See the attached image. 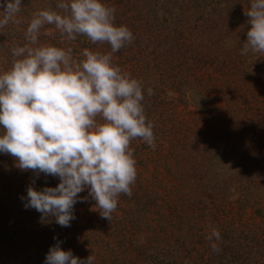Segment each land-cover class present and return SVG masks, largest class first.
Returning <instances> with one entry per match:
<instances>
[{
	"label": "clouds",
	"instance_id": "obj_1",
	"mask_svg": "<svg viewBox=\"0 0 264 264\" xmlns=\"http://www.w3.org/2000/svg\"><path fill=\"white\" fill-rule=\"evenodd\" d=\"M22 0H0V28L20 10ZM57 9L59 11H57ZM246 43L248 51L264 52V0H250ZM115 9L104 0H57L55 9L33 14L26 28L28 43L11 49V67L0 72V153L10 154L16 166L37 176L59 177L55 186L29 184L21 196L25 208L54 218L61 227L74 220V205L84 189L94 209L109 221L117 198L132 195L136 161L129 147L142 138L155 148L151 122H146L141 83L113 64L111 53L84 48L80 58L71 48L38 42L41 29L53 25L73 40L86 36L93 44L107 43L111 52L134 40L132 31L115 23ZM148 94L152 89L148 88ZM206 239L214 251L221 239L213 227ZM70 249L50 246L43 264H93Z\"/></svg>",
	"mask_w": 264,
	"mask_h": 264
},
{
	"label": "rangeland",
	"instance_id": "obj_2",
	"mask_svg": "<svg viewBox=\"0 0 264 264\" xmlns=\"http://www.w3.org/2000/svg\"><path fill=\"white\" fill-rule=\"evenodd\" d=\"M126 1H129V6H131V10L127 11V14H136L137 10L141 9L142 6L144 10L145 8H156L157 14L155 16L158 18L157 20L162 21V23L167 21V26L173 20L176 21V17H178V14L175 16L172 13V3H167V0ZM109 2L112 4V0ZM191 2L195 4V0H191ZM199 6L203 10L201 8L196 9L194 5L180 14L176 30L181 31L187 39L196 37L199 29H203L204 31L211 27L208 20L206 23H203L201 18L204 15L202 12H207L206 10L210 9L211 6L203 7V4ZM27 7L30 9L31 12L29 13L33 17V14L41 9V3L37 4V2L32 1ZM115 7L117 6H113L115 10H120L119 7ZM222 13L223 15L225 13V17L228 19L226 16L229 14L228 11L224 10ZM19 18H17V23L21 25L19 27L22 29L19 30L20 35L18 37L7 34L10 30L2 32L3 28H0V72L8 70L12 65L13 56L11 49L15 46H23L28 43L25 33L31 18H21V21ZM226 18L221 20L220 26L218 25L221 30H224L223 28L227 30L231 27L226 38L223 37V49L226 51V56L224 54L222 56L218 55L217 60L219 62L222 61L220 62L221 64L223 61L226 63L229 51L233 56L237 54L234 57V65L231 68L228 67L229 69L226 72L216 62H211V57L206 59L207 57L204 58L200 55L199 57L195 56L196 52L191 51V49H187L186 52L194 54L191 61L196 66L193 69L188 68V70L182 68L181 71L177 67L172 69L170 63L164 59L155 58L154 56H141L139 47L132 43L129 44L128 48L123 47L124 49L122 48L119 53L117 51L111 52V49L107 51L111 53L113 64L119 66L122 72L130 74L131 77L134 76L133 78L141 82L144 97L147 100L148 98L152 99L151 110L148 113L146 122H151L153 126L155 148L149 146L139 137L130 141L129 147L133 150L137 176L135 182L130 185L132 195L119 194L117 208L113 211L110 221L102 217L98 210L94 209L95 200L89 196L87 189L78 194L84 200H78L74 205L76 218L71 221L69 227H61L55 222L54 218H45L48 222L51 221L56 229L61 230L58 231V235L71 237L76 241V244H79V246H76L77 250H81V247L84 249V253L78 252V257L81 259H86L92 255L94 257L93 264H113L114 257L118 252V248L116 247L117 241L120 239V232L114 228V225L115 222L129 218V215L125 216L128 212H124L125 210L121 211V208H126V210L130 211L131 206L136 207V212H131V214L137 220L130 223L129 229L131 230L126 229L124 235L127 236L131 234L130 232H135L140 242L150 235L152 231L148 228L150 222L151 224L156 222V226L159 225L157 221L161 210L165 208L167 210L170 204H175L174 206L177 207L181 205L180 202L184 206L187 205L185 206L187 211V215L185 216L186 222H184L187 226H191V230L185 234L192 233L193 240H196L198 237L204 240L202 236H206L205 232L208 235L213 228L212 225L218 226L224 222H230V224L238 227L241 226L240 228L244 230L248 229V234L256 235L261 240L264 239V164L257 165L253 157H248L247 159V155L256 153L260 148L258 139H256L257 137H253V140H251L247 135H244V140L246 139V142L251 144L250 146L254 149L253 152L247 153V155L240 153L239 156H225L222 161L213 159V141L216 140L215 144H218L217 138H220L219 135L223 133L222 130L227 129L229 126L228 131L233 129L241 131L243 127V115H238L239 119L236 121V118L234 120L227 114L229 113L227 110L229 107L227 98L229 100L230 96L229 92H226V97L223 94L227 78H233V82L238 80L237 88L245 85L242 79L246 77V73L251 74L253 79L255 78V83L262 75V80H264V52L249 50L247 55H241V49L246 43L247 36L244 38L243 33H240L239 36L242 40L234 46L231 34L238 31L234 28L235 23L229 24L223 21ZM23 23H26L25 28L22 27ZM8 24H11L13 27L15 22L9 21ZM16 27L15 29L18 30V27ZM249 27L250 24L248 23ZM129 29L132 30V27H129ZM57 31L53 25L43 26L38 37V42L65 49L71 48L74 58H80L81 51L89 46L87 44L91 43L86 36L81 35L79 37L77 35L75 39L69 40L66 36L57 35ZM210 37L215 38L214 35L212 36V33ZM152 40H149L147 44L152 45ZM154 43L156 42L154 41ZM208 43L210 44V42L206 44ZM155 48V52H158L159 49H157L156 44ZM92 49L95 50L93 46ZM197 49H199V52H202L200 47ZM150 50L148 49V51ZM187 61L190 63V59ZM188 62L187 64H189ZM226 65L229 66L230 64H224V67H227ZM179 81H184V84H179ZM148 88L153 90L151 95L148 94ZM241 91L232 92L230 98L235 99L234 97L241 94V97L238 98V102H241L243 96L248 94V92ZM256 93L253 95V99L250 98L252 107L263 108L264 103L260 99H256L261 94ZM231 121L236 123L233 125ZM173 145L175 146L173 147ZM203 155L207 158L206 162L203 160ZM209 159H211L212 163L209 166V171L211 174H214L216 181L219 182V179L222 181V179L227 178L232 179V181L228 187L217 185L215 190L218 189V193L217 195H213L214 202L208 204L207 201L211 198L204 199L208 205L205 208H201L199 203H196L194 206V202L202 198V194H204L203 185L207 181H199L193 178L192 173L194 170L192 169V165L198 164L204 166ZM241 166L247 170H240L242 169ZM14 174L16 176L19 175V180L22 182L19 185V189L22 192H17L20 199L21 196H26V189L29 184L35 186L36 180H46L53 177L46 176L43 173L37 176L32 170H21L16 166V162L10 154L0 153V194L7 192L5 183L2 181L3 175L13 176ZM251 181H255V183L252 185ZM55 185L57 184H53V181H51L49 186ZM242 188L243 191H241ZM141 192L152 193L153 200L151 201L150 211H146V215L142 214L143 216L139 219L137 217L139 213L137 205L141 203L140 197H137V194L140 195ZM19 201L21 202L22 200ZM28 209L32 210V208ZM37 213L38 211L35 209L32 214L28 213L29 219L27 220V224H36L38 221L36 218ZM148 218L150 221H148ZM126 222L129 223L130 221ZM87 241H90V243ZM205 251L203 249L204 253Z\"/></svg>",
	"mask_w": 264,
	"mask_h": 264
},
{
	"label": "trees",
	"instance_id": "obj_3",
	"mask_svg": "<svg viewBox=\"0 0 264 264\" xmlns=\"http://www.w3.org/2000/svg\"><path fill=\"white\" fill-rule=\"evenodd\" d=\"M32 1L37 2V4L41 3V9H55L57 2V0H22L19 12L10 20L11 22H15V25L13 24L14 26L12 27L11 24H7L6 28L3 27L2 32L10 30L7 34L17 37L20 35L19 30L22 28L19 27L21 25H18L17 18L20 17V21L21 18H32L31 13H29L31 11L27 7ZM109 1L110 0H104L107 6L111 8L117 6L115 8H120V10H115V23L126 25L128 28L132 27V30H130L135 33H133L135 37L133 40L134 42L132 41L131 43L139 47V52L142 54L141 56H154L155 58L158 57L159 59H164L170 63L172 69L177 67L179 71H181L182 68L188 70V68L193 69V67L196 66L195 63L191 61L194 54H188L186 52L187 49H191L193 52L195 51V56L197 55L199 57L200 55L204 58L207 57L206 59L211 57L210 61L216 62L219 67L225 70V72L234 65V57H236L237 54L233 56L229 50L228 61L226 63L223 61L221 64L220 62L222 61L219 62V60H217L218 55L222 56L224 54V56H226V51L223 49V37L226 38L230 32L229 29L231 28L227 29V31L226 28L221 30V28L218 27V25L222 23L221 20L226 18L225 13L223 15L222 11L227 10L229 13L226 15L228 19L226 18V20L223 21H226L229 24L235 23L234 28L239 32L231 34L233 36L234 46L237 45V43L239 44L242 40L239 36L240 33H243L244 38L247 36L246 33L249 17L246 15L245 11L250 7V0H195V4H192L191 0H167V3H172V13H174L175 16L178 14L176 21H170L171 23L168 26L167 21L162 23V21L157 20L158 18L155 16L157 14L156 8H145L144 10L142 6V8L138 9L137 13L133 15L129 13L127 14V11L131 10L129 1L112 0V4ZM201 4H203V7L208 5L211 6L210 9L206 10V15L204 11L202 12L204 15L201 17L203 23H206L208 20L211 27L204 31L203 29H199L198 33H196V37L187 39L181 31L176 30L180 14L194 5L196 9H202V7L199 6ZM57 11L59 10L57 9ZM0 13H2V9H0ZM26 23H23L25 26L23 25L22 27L25 28ZM15 26L18 27V30L15 29ZM236 26H238V28H236ZM211 33L215 38L210 37ZM57 35L62 36L59 31H57ZM78 36L80 37L81 35ZM149 40L153 41L152 45L147 44L149 43ZM154 41L156 43H154ZM207 42H210V44H206ZM91 43L87 44L89 45L87 48L90 50H94L92 49V46L95 48L94 51H99L101 53H108L107 51L111 49L110 45L107 43ZM155 44L157 49H159L158 52H155ZM128 46L130 45L126 44L123 47L128 48ZM199 47L202 52H199V49H197ZM122 48L118 50L117 53H119ZM148 49L151 50L148 51ZM189 59L190 63L187 61ZM187 62L189 64H187ZM228 63L230 65L224 67V64ZM240 70H242V68H240ZM135 76L137 75L135 74ZM262 77L255 83V78L253 79L251 74L246 73V77L242 79L243 84L245 85H242L240 88H237L238 80L233 82V78H227V82L223 89L224 97H226V92H229L230 97L232 92L241 90L243 92H248V94L243 96L241 102H238V98L241 97V94L234 97L235 99L229 97L228 100L227 98V103H229L227 109L229 111V113H227L228 116L234 120L236 118L237 121L239 119L238 115H243V127L241 131L235 129L228 131L227 129L230 128L229 126L227 129L222 130L223 133H220V138H217L218 144H215L216 140L213 141V159L222 161L225 156H239L240 153L247 155V153L253 152L254 149L250 146L251 144H248L246 139L244 140V135H247L251 140H253V137H257L256 139H258L257 141L260 147L256 153L247 155V159L248 157H253L257 165L264 164V142H262L264 141V139H262L264 138V107H257L258 109L253 108L250 101V98L253 99V95L258 92L256 94H261V96H258L256 99H260V101L264 103V80H262ZM197 78L202 79L200 77ZM184 81H179V84H184ZM151 103L152 99L148 98L147 100L144 97L142 104L144 105L146 118L151 110ZM234 123L236 122H233V125ZM174 146L175 145H173V147ZM204 155L203 160L206 162L207 158H205ZM210 165H212L211 159H209L204 166L198 164L192 165V169L194 170L192 173L193 178L199 181H207L206 184L203 185L204 194H202V198H200V200L197 199L194 202V206L196 203H199L201 208H205L209 203L212 204L215 200L213 195H217L218 193V189L215 190L217 185L220 187H228V185L231 184L232 179L230 178L222 179V181L219 179V182L216 181L214 174H211L209 171ZM240 170L246 171L247 169L242 167ZM14 175H3L2 179L5 183L7 192L0 194V264H43L45 255L50 246L56 244L58 240L60 241V246L62 248L66 250L70 249L75 256H79L78 252L84 253L82 247L81 250H77L76 246H79V244H76L74 239L58 235V231L61 230L56 229L51 221L48 222L45 218H42L41 213L38 212L36 214L38 220L36 224H27V220L29 219L28 215L32 214L34 209L30 210L25 208L24 201H19L21 199L17 194L22 192L19 189V185L22 184V182L19 180V175ZM51 181H53V184H58L59 177H51L46 180L38 179L35 182V187L40 189L44 186H49ZM254 183L255 181H251L252 185ZM241 191H243V188ZM137 197H140L139 199L141 203L138 204L139 206L137 205L139 212L137 217L140 219L141 216L146 215V211H150L153 194L150 192H141L140 195L137 194ZM207 198H211L207 201L208 204L204 201V199ZM180 204L181 205L177 207L174 206L175 204H170L167 210L166 208L161 210V214L160 216L158 215L159 219L157 221L159 225L156 226V222L152 224L150 222L148 228H150L153 233L151 231L150 235L146 236L144 241L141 242L137 239V234L135 232H130L131 234L127 236L124 235L126 229L131 230L129 229V225H131L130 223L137 220L131 214V212H136V207L131 206L130 211L126 210V208H121V211L125 210L124 212H128L125 216L127 217L129 215V218L115 222L114 228L118 229L120 232V239L117 241L116 247L118 248V252L114 257L113 264H264V239L261 240L258 236L256 237V235H250L248 234V229L244 230L243 228H240L241 226L238 227L234 224L232 225L230 222L221 223V226L212 225L218 229L221 234V239L214 241L219 247L218 251L212 249L211 242L206 239V232V236H202L204 240L200 237L193 240L192 233H189L188 235L185 234L191 230V226L189 227L185 224V216L187 215L185 206L187 205L184 206L182 202H180ZM126 221L130 222L128 223ZM148 221H150L149 218ZM87 242L90 243V241ZM203 249L206 250L205 253L203 252ZM110 263L112 262L110 261Z\"/></svg>",
	"mask_w": 264,
	"mask_h": 264
}]
</instances>
